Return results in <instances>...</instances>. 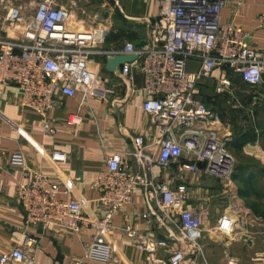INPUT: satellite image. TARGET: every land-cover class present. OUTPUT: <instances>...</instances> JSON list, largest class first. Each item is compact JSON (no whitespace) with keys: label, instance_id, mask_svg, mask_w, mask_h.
I'll use <instances>...</instances> for the list:
<instances>
[{"label":"crops","instance_id":"0c3cea01","mask_svg":"<svg viewBox=\"0 0 264 264\" xmlns=\"http://www.w3.org/2000/svg\"><path fill=\"white\" fill-rule=\"evenodd\" d=\"M40 1L0 0V35H16L13 28L20 27H13L5 20L10 7H19L24 16H29ZM48 1L68 9L67 26L71 29L106 27L108 34L100 48L116 51L126 41L136 43L149 37L163 0ZM261 3L262 0H230L220 10V20L240 25L250 34L251 46L257 49L264 48ZM116 56L111 53L95 55L89 61L103 85L114 91L112 94L90 95L83 103L80 92L71 97L59 92L54 94L53 106L46 115L55 129L53 135L43 130L36 111L21 105L19 89L13 84L0 85V136L4 151L0 159V255L17 245L25 247V241L31 239L37 264H70L84 253L93 233L91 228L74 233L52 225L27 226L15 188L29 177L23 174L21 167L9 162L11 153L21 151L28 168L48 175L53 182L60 181L61 172L73 178L74 197L89 200L97 196L90 185L98 173L105 170L106 158L112 151L130 150L134 138L141 136L147 153L153 158L157 156L160 120L142 109L146 97L142 75L132 67L130 80L126 82L120 75L121 64L109 63ZM186 67L193 72L199 67V61L191 59ZM231 75L235 73L217 67L209 78L196 85L195 98L211 114L195 119L190 126L214 130L225 142L235 157L232 176L221 181L204 174L202 167L195 172L184 171L180 168V160L171 161L166 167L150 164L149 173L154 180L171 188L179 183L186 184V206L200 210L202 216L199 247L181 245L171 239L169 233L178 230L179 218L173 210L169 211L171 218L164 215V207L158 199L153 202L155 214L143 218L147 208L143 191L137 187L131 203L123 205L112 216L115 228L107 235L117 246L112 264H169V256L178 248L186 253L180 264H264V124L254 123L246 111L225 102L232 94L230 84L222 92H216L219 80L225 78L230 82ZM241 114H245V118ZM72 115L77 116L75 122H70ZM233 115L240 118L234 119ZM39 148L46 152L44 156ZM53 150L65 153L66 162L50 161L48 155ZM185 159L183 156L182 160ZM125 160L137 169L132 158L123 157ZM86 211L101 214L102 208L92 201ZM223 216L233 221L229 232L218 230ZM127 224L137 231V244L119 229ZM162 239L167 241V246L155 244Z\"/></svg>","mask_w":264,"mask_h":264},{"label":"built area","instance_id":"2783aa9c","mask_svg":"<svg viewBox=\"0 0 264 264\" xmlns=\"http://www.w3.org/2000/svg\"><path fill=\"white\" fill-rule=\"evenodd\" d=\"M228 1L163 0L149 37L142 39L145 44L136 47L141 40L126 41L116 51L100 48L108 34L106 27L71 29L67 26L68 9L56 7L48 0H41L29 16H24L19 7L7 10L5 20L13 27H20L13 28L16 35H0V85L13 84L19 89L21 105L40 115L46 134L55 133L46 115L53 106L56 92L69 97L80 92L81 103L90 95L104 97L114 92L103 85L89 66L92 56L110 53L136 56L132 61L122 62L120 75L127 82L132 67L141 73L146 95L142 109L160 120L157 156L153 158L147 153L141 136L134 138L130 150L112 151L106 158L105 170L100 171L90 185L97 192L95 199L74 197L75 181L62 172L56 183L48 175L28 168L21 151L9 155V162L21 167L23 174L29 177L15 188L27 226L52 225L74 233L83 228L93 230L84 253L70 264H112L117 250L114 241L107 239L115 228L112 216L123 205L131 203L137 187L143 191L147 208L143 218L155 214L153 202L158 199L164 207V215L171 218L169 211L173 210L179 218L178 230L169 233L171 239L181 245L199 247L202 216L200 210L186 206V184L171 188L154 180L149 171L151 163L166 167L171 161L180 160L182 170L195 172L200 162L204 174L221 181L233 174L235 158L217 133L190 126L195 119L211 114L194 93L196 85L209 78L215 68L230 70L246 85H264V48L252 47L250 34L240 25L220 20V10ZM261 5L260 15L264 17V0ZM191 59L199 61V67L193 72L186 67ZM229 84L227 79H220L216 92H222ZM76 118L72 115L70 122H75ZM38 151L43 156L46 154L43 148ZM3 154L0 136V159ZM123 157L132 158L137 169L123 161ZM48 158L52 162H66L67 155L53 150ZM92 201L102 208L101 214L86 211ZM232 226L231 218L223 216L218 230L229 232ZM119 229L137 244V231L132 225ZM155 244L167 246V241L162 239ZM25 245H17L0 255V264H37L32 240H26ZM185 256L182 248L174 249L168 263L180 264Z\"/></svg>","mask_w":264,"mask_h":264},{"label":"rangeland","instance_id":"374dc122","mask_svg":"<svg viewBox=\"0 0 264 264\" xmlns=\"http://www.w3.org/2000/svg\"><path fill=\"white\" fill-rule=\"evenodd\" d=\"M232 76V75H231ZM230 76L232 94L225 98V102L237 105L241 111H246L249 119L258 125L264 124V85L249 86L241 82L237 74ZM245 118V114H241ZM233 118H240L233 115ZM234 156V155H233ZM235 158V157H234ZM242 160V159H241Z\"/></svg>","mask_w":264,"mask_h":264},{"label":"water","instance_id":"95a60500","mask_svg":"<svg viewBox=\"0 0 264 264\" xmlns=\"http://www.w3.org/2000/svg\"><path fill=\"white\" fill-rule=\"evenodd\" d=\"M143 44H145V41L141 40L140 42L136 43L135 46L141 47ZM135 58H136L135 55H118L114 59L110 60L109 63H111V62H117L118 63L119 62V64H122V62L132 61ZM197 165H198V167H202L203 163H198Z\"/></svg>","mask_w":264,"mask_h":264},{"label":"trees","instance_id":"16d2710c","mask_svg":"<svg viewBox=\"0 0 264 264\" xmlns=\"http://www.w3.org/2000/svg\"><path fill=\"white\" fill-rule=\"evenodd\" d=\"M239 76V75H238ZM240 78V77H239ZM241 80V79H240ZM242 82V81H241ZM243 83V82H242ZM244 84V83H243ZM246 85V84H245Z\"/></svg>","mask_w":264,"mask_h":264}]
</instances>
